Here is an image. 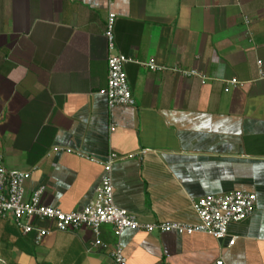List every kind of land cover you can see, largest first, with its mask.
I'll use <instances>...</instances> for the list:
<instances>
[{"label": "crops", "instance_id": "crops-1", "mask_svg": "<svg viewBox=\"0 0 264 264\" xmlns=\"http://www.w3.org/2000/svg\"><path fill=\"white\" fill-rule=\"evenodd\" d=\"M115 14L114 53L134 105L109 109L99 94L109 55L104 30ZM246 20L248 21L246 23ZM207 77L151 72L143 63ZM264 0H0V154L9 171H29L26 195L63 212L93 199L110 150L141 157L115 162L116 207L144 223H196L192 201L253 193L228 237L146 233L115 236L106 248L87 228L54 231L35 243L0 218V264H264ZM242 83L225 92L227 81ZM115 126L110 132L109 127ZM235 238L232 246L229 239Z\"/></svg>", "mask_w": 264, "mask_h": 264}, {"label": "built area", "instance_id": "built-area-1", "mask_svg": "<svg viewBox=\"0 0 264 264\" xmlns=\"http://www.w3.org/2000/svg\"><path fill=\"white\" fill-rule=\"evenodd\" d=\"M114 22L115 14L109 12L104 30V38L109 51L107 80L105 88L98 92L106 97L109 109L117 106L134 105L123 67L127 63H138L124 55L114 53ZM143 65L151 72L168 71L185 78H197L202 84L207 80V77L197 70L159 66L153 59H149ZM262 65V61L256 62L260 79H264ZM241 85L240 81L230 79L227 81L224 91L228 92L230 89ZM109 130L113 132L115 126L111 125ZM146 153V150H139L121 155L110 150L105 160H92L99 163L103 170L93 199L82 210L71 212H63L60 209L45 205L42 202L44 186H39L27 196L25 184L30 178V172L7 170L0 154V218L11 219L23 235H32L35 243H39L54 231H78L81 228H87L95 236L94 245L106 248V245L99 239L100 228L103 225L111 226L115 236H119L125 230H139L149 234L154 232H172L186 236L204 234L216 240H223L228 237L227 228L229 224L242 222L253 213L256 204L255 194L234 191L224 195H209L193 200L192 209L198 220L194 224L141 222L135 214L115 206L111 170L115 162L141 157ZM234 242L235 238L231 237L228 246H232ZM108 255L115 264H127L120 245H116L113 250L109 251Z\"/></svg>", "mask_w": 264, "mask_h": 264}]
</instances>
